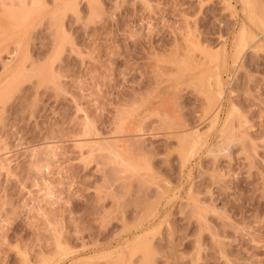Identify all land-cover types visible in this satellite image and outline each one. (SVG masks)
<instances>
[{
    "label": "rangeland",
    "instance_id": "rangeland-1",
    "mask_svg": "<svg viewBox=\"0 0 264 264\" xmlns=\"http://www.w3.org/2000/svg\"><path fill=\"white\" fill-rule=\"evenodd\" d=\"M243 4L0 0V264H264V30Z\"/></svg>",
    "mask_w": 264,
    "mask_h": 264
},
{
    "label": "bare ground",
    "instance_id": "bare-ground-1",
    "mask_svg": "<svg viewBox=\"0 0 264 264\" xmlns=\"http://www.w3.org/2000/svg\"><path fill=\"white\" fill-rule=\"evenodd\" d=\"M37 1V0H36ZM242 2L244 3L243 4V6H244V8H243V11H244V13L246 14V16H247V18L249 19V21L250 22H252V24H255V26H258V28H260V30H264V9H260L256 4H254V3H252L251 1H249V0H242ZM2 9V8H1ZM3 11V10H2ZM29 10H28V8H27V12H28ZM25 12H26V10H25ZM25 12H23V13H25ZM26 12V13H27ZM30 12V11H29ZM17 13V12H16ZM20 13L22 14V12H18V14L20 15ZM15 16H13L12 17V20H15V19H17V14H14ZM24 15V14H23ZM26 15V14H25ZM27 17V16H26ZM25 18V17H24ZM247 27H248V25L244 22V23H242V25H241V30H242V32L241 33H245V30L247 29ZM16 28H18V27H16ZM189 32V31H188ZM188 34V33H187ZM264 34V33H263ZM2 39V38H1ZM3 40V39H2ZM235 50H234V56H235V61H236V58H237V56L240 54V52H241V50H242V44H241V42L239 41V40H237V42H235ZM19 49V48H18ZM17 49V50H18ZM16 50V51H17ZM12 52V51H11ZM17 54V53H16ZM12 55H13V53H12ZM187 56V55H186ZM15 57V56H14ZM239 57V56H238ZM16 58H17V56H16ZM14 59V58H13ZM202 59V58H201ZM227 60V59H226ZM12 61V60H11ZM10 60L9 61H7L8 63H7V65L8 64H10V62H11ZM202 62V61H201ZM23 61L21 60V61H19L18 62V65H17V73L16 74H18V73H20V72H22V69H23ZM6 66V65H5ZM220 69H222V68H220ZM219 68H216L215 69V71L212 73V75L210 76H208V77H210V78H207V82L205 81V84H206V86L204 85L203 87H205V89H203V91L205 92V90H206V93H207V100H208V105H209V107L212 109V108H215V111L216 110H218L219 108H220V106H221V104H222V102H223V99H224V90H223V84H224V81H222V77L223 76H221L222 74H220V72H219V70H220ZM225 69V68H224ZM223 69V70H224ZM15 72V71H14ZM9 78V77H8ZM198 81V80H197ZM199 82V81H198ZM200 83V82H199ZM14 84V83H13ZM10 87V86H9ZM230 113H231V111H230ZM229 114V113H228ZM232 114V113H231ZM231 114H229V115H227V117H226V119H224L223 120V127L221 128V134H222V136H223V142L222 143H224V142H226V144H230V143H228L229 141L231 142V140L233 141L234 139H236L235 137V134L237 135V133H235V131L236 130H234L233 128H231V126L232 125H230V123H229V120H231L232 118H230L232 115ZM216 117H214V119L212 120L213 122H212V127L214 126V124L216 125V122H218V120H217V118H218V113H216V115H215ZM246 120V119H245ZM247 123V122H246ZM230 125V126H229ZM230 127V128H229ZM250 128V127H249ZM230 129H233L232 131H230V133L229 134H226L225 132L226 131H228V130H230ZM237 132V131H236ZM224 133V134H223ZM192 135H194L193 136V139H195V142H193V143H190V145H185V146H187L186 147V150H184V148H185V146H183L185 143H183L182 142V148H183V150L185 151H183L184 153L182 154V162H183V164L185 163H187V161H188V159L190 158H193L194 156H195V153L197 154V152H198V150L197 149H200V147H203L204 145H205V143L202 141V140H200V139H198L199 137H202V134L198 131V130H195V131H193V133H192ZM227 135H229V136H227ZM232 136H234V139H232ZM239 137V136H238ZM243 137V136H242ZM120 138V137H119ZM118 139V138H117ZM116 139V141H118ZM187 139V138H186ZM239 139V138H238ZM92 141V140H91ZM121 141V140H120ZM88 142H90V141H88ZM94 142V141H93ZM93 142H91L92 143V145H93ZM97 142V141H96ZM100 142V141H99ZM98 142V143H99ZM115 142V141H114ZM80 143H81V141H80ZM57 144V143H56ZM79 144V143H78ZM85 144V143H84ZM88 144H90V143H88ZM187 144V143H186ZM77 145V144H76ZM82 145H83V143H82ZM107 145V144H106ZM217 145H220V144H217ZM222 145V144H221ZM225 145V144H224ZM223 145V146H224ZM56 146V145H55ZM59 146V145H58ZM102 146V145H101ZM108 146V145H107ZM216 146V145H215ZM53 147H54V145H53ZM81 147V146H80ZM87 147V146H86ZM110 147V146H109ZM108 147V148H109ZM121 147V146H120ZM120 147H118V148H120ZM50 148H51V146H50ZM50 148H49V150H50ZM97 148V147H96ZM93 149V148H92ZM219 149V148H218ZM224 149V148H223ZM58 150V149H57ZM94 150V149H93ZM110 151H112L111 150V148L109 149ZM114 151V150H113ZM209 151L211 152V153H215V150L214 149H209ZM226 151V150H225ZM53 152V151H52ZM124 152V151H123ZM49 153V152H48ZM55 153V152H54ZM53 153V154H54ZM112 153V152H111ZM120 153V152H119ZM208 153V152H207ZM217 153V152H216ZM216 153H215V155H216ZM8 154V153H7ZM90 154V153H89ZM112 154H114L115 155V152L114 153H112ZM123 154V153H122ZM1 156H2V154H0ZM46 155V154H45ZM49 155V154H48ZM194 155V156H193ZM34 156H35V154H34ZM51 156V155H50ZM52 156H54V155H52ZM113 156V155H112ZM118 156H119V154H118ZM192 156V157H191ZM49 157V156H48ZM56 157V156H55ZM7 158V157H6ZM117 158V157H116ZM122 158V157H121ZM126 160V159H125ZM6 160H4L3 159V157H1L0 158V168L1 169H3V168H5V167H7L8 165V163L6 164V162H5ZM10 161H12V160H10ZM49 161V160H48ZM121 161V160H120ZM190 161V160H189ZM49 162H51V161H49ZM116 162V161H115ZM124 162H127V161H124ZM129 162V161H128ZM120 164H121V162H120ZM126 164V163H125ZM184 164V165H185ZM7 165V166H6ZM10 165V164H9ZM38 165V164H37ZM122 165H124L123 163H122ZM129 168L131 167V169L133 168V165L131 164H126ZM12 167V166H11ZM138 167V166H137ZM39 168V167H38ZM47 168H48V166H47ZM136 168V167H135ZM134 168V169H135ZM42 169H43V167H42ZM134 169H132V170H134ZM136 169H138V168H136ZM42 171V170H41ZM126 171V170H125ZM47 187V186H46ZM49 187V186H48ZM51 187V186H50ZM53 191V190H52ZM51 193V192H50ZM48 194V193H47ZM47 196V195H46ZM153 210V209H152ZM156 211V210H155ZM154 211V212H155ZM158 211V210H157ZM141 237H145V236H141ZM140 238V237H139ZM138 238V240H140L141 241V243H143V241H145V240H141V239H139ZM139 241V242H140ZM136 242H138L137 240H136ZM137 245H138V247L140 246V247H142V244H138V243H136ZM136 244H134V245H136ZM149 245V244H148ZM135 247H137V246H135ZM139 247V248H140ZM149 247V246H148ZM146 252H147V250H146ZM44 256V255H43ZM44 259H46V257L44 258ZM45 263V262H44ZM45 264H48V263H45Z\"/></svg>",
    "mask_w": 264,
    "mask_h": 264
}]
</instances>
